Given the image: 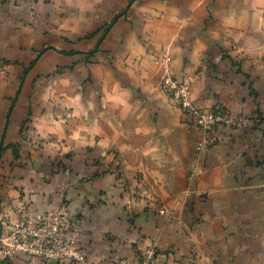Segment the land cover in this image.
<instances>
[{
  "label": "crops",
  "instance_id": "crops-1",
  "mask_svg": "<svg viewBox=\"0 0 264 264\" xmlns=\"http://www.w3.org/2000/svg\"><path fill=\"white\" fill-rule=\"evenodd\" d=\"M60 207L92 262L264 264V0H0V234Z\"/></svg>",
  "mask_w": 264,
  "mask_h": 264
},
{
  "label": "built area",
  "instance_id": "built-area-1",
  "mask_svg": "<svg viewBox=\"0 0 264 264\" xmlns=\"http://www.w3.org/2000/svg\"><path fill=\"white\" fill-rule=\"evenodd\" d=\"M191 81L189 76L178 80L165 73L161 78V87L175 105L194 116L197 126L204 134L211 132L218 124L236 126L243 122L241 115L194 106L189 95ZM77 236L76 225L64 207L48 210L36 218L22 216L5 233L0 234V261L22 251L40 260H55L58 263L72 260L76 264H90L76 245ZM135 263L154 264V261L148 256L143 260L140 257L135 260L113 258L98 264Z\"/></svg>",
  "mask_w": 264,
  "mask_h": 264
},
{
  "label": "rangeland",
  "instance_id": "rangeland-1",
  "mask_svg": "<svg viewBox=\"0 0 264 264\" xmlns=\"http://www.w3.org/2000/svg\"><path fill=\"white\" fill-rule=\"evenodd\" d=\"M235 115H238V114H235ZM243 117V121H244V119H245V117L244 116H242ZM225 125V124H224ZM227 126V125H226ZM236 126H238V125H236ZM78 233V232H77ZM78 237V236H77ZM84 253V252H83ZM85 258H86V256H85ZM118 259H125V258H118ZM86 260H88L87 258H86ZM129 260V259H128ZM130 260H135V259H130ZM89 261V263L90 264H98V263H100L101 261H99V262H92V261H90V260H88ZM0 262H3V261H0ZM138 263H141L140 261H138ZM138 263H135V264H138Z\"/></svg>",
  "mask_w": 264,
  "mask_h": 264
}]
</instances>
